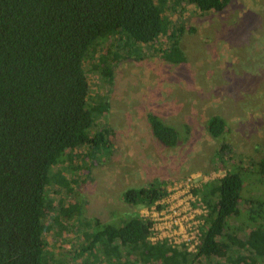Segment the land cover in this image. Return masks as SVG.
Wrapping results in <instances>:
<instances>
[{
	"label": "trees",
	"instance_id": "obj_1",
	"mask_svg": "<svg viewBox=\"0 0 264 264\" xmlns=\"http://www.w3.org/2000/svg\"><path fill=\"white\" fill-rule=\"evenodd\" d=\"M183 1L210 13L224 11L232 0ZM180 2L0 0V264H50L45 231L48 210L56 206L48 187L68 186L57 166L80 147L97 153L110 150L112 130L93 134L107 103L91 100L85 70L89 58L111 44L140 61L144 46L166 39L170 46L163 57L174 63L185 60L180 31L167 16ZM101 74L111 81L112 65ZM148 122L163 147L176 148L182 142L183 133L157 114L150 112ZM207 129L222 154L232 150L226 118L211 117ZM247 181L260 185L261 194L251 200L245 197ZM199 189L206 210L200 241L194 253L184 248L190 258L181 255L175 264H205L202 261L220 255L222 247L225 264H264V158L247 169L239 163ZM168 195L167 183L156 179L129 189L122 198L133 207H151ZM80 207L61 212L72 216ZM119 218L120 224L97 222L100 229L92 234L108 257H117L125 246L169 264L173 256L167 242H149L152 219L135 212ZM235 223L248 229V235H239Z\"/></svg>",
	"mask_w": 264,
	"mask_h": 264
},
{
	"label": "rangeland",
	"instance_id": "obj_2",
	"mask_svg": "<svg viewBox=\"0 0 264 264\" xmlns=\"http://www.w3.org/2000/svg\"><path fill=\"white\" fill-rule=\"evenodd\" d=\"M180 1L167 16L180 31L185 60L174 63L163 57L162 51L170 46L165 39L144 46L140 61L124 48L107 44L86 63L91 100L107 103L93 134L109 128L113 136L109 152L80 147L71 158L68 152L66 162L56 168L68 186L48 187L56 206L48 210L45 231L50 264H163L145 250L125 246L117 257H108L103 246L93 242L92 234L100 229L97 222L120 224L119 217L132 212L154 221L149 242H167L173 256L169 264L181 255L190 258L184 250L194 252L193 235L205 207L199 188L239 163L247 169L264 158V26H259L264 0H232L224 11L210 13ZM249 30L253 31L247 36ZM104 62L113 67L111 81L101 74ZM150 112L183 133L178 147H163L156 140L148 122ZM215 115L229 124L232 150L227 154L220 152V143L207 129ZM156 179L168 188L183 184L159 204L161 210L124 202V192ZM245 185L247 200L261 194L259 184ZM189 193L194 195L192 203ZM73 205L81 206L78 213L61 212ZM235 228L242 237L249 233L240 223ZM225 255L222 247L220 255L202 262L225 264Z\"/></svg>",
	"mask_w": 264,
	"mask_h": 264
},
{
	"label": "built area",
	"instance_id": "obj_3",
	"mask_svg": "<svg viewBox=\"0 0 264 264\" xmlns=\"http://www.w3.org/2000/svg\"><path fill=\"white\" fill-rule=\"evenodd\" d=\"M182 186H183V184H178V183H176L175 184V187H173V188H168V191H169V195L162 201V202H160L159 204H162V203H166V201H167V199H168V197H172V192L174 191V190H178L179 191V189L180 188H182ZM189 200H191V201H188V203H192V202H194V195L192 194V193H189V198H188ZM159 204H157L156 205V208L158 209V210H161L162 208H163V206L161 207V208H159L161 205H159ZM205 213H206V210H205V207H204V210H203V215H205ZM203 215H202V217H203ZM154 222V221H153ZM202 223V224H201ZM202 225H203V219L200 221V223H199V225H196V230H195V234L193 235V236H195V239H194V241L192 242V243H194L193 244V246H192V249L193 250H190L191 252H195L196 251V249H197V245H198V243H199V241H200V237H201V227H202ZM154 231H155V223L153 224V227H152V233H151V236L154 234ZM151 236H150V238H151ZM172 243V242H171ZM189 244V243H188ZM193 252V253H194Z\"/></svg>",
	"mask_w": 264,
	"mask_h": 264
},
{
	"label": "clouds",
	"instance_id": "obj_4",
	"mask_svg": "<svg viewBox=\"0 0 264 264\" xmlns=\"http://www.w3.org/2000/svg\"><path fill=\"white\" fill-rule=\"evenodd\" d=\"M259 26H264V21H262V23H261ZM252 31H253V30H249V33L247 34V36H250L251 33H252ZM245 38H247V37H245Z\"/></svg>",
	"mask_w": 264,
	"mask_h": 264
}]
</instances>
